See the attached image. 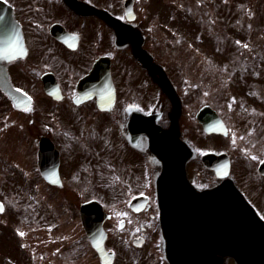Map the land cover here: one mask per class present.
Masks as SVG:
<instances>
[{"label": "flooded vegetation", "instance_id": "af4514ba", "mask_svg": "<svg viewBox=\"0 0 264 264\" xmlns=\"http://www.w3.org/2000/svg\"><path fill=\"white\" fill-rule=\"evenodd\" d=\"M0 1L11 8L25 48L24 57L6 60L1 37L0 65L5 68L11 85L29 95L31 105L38 110L37 118L26 123L32 133L27 137L32 147L33 175L31 179L18 178L16 184L33 186V193L26 197L31 196L34 201V231L46 234L43 243L53 240L70 259H83L88 255L89 242L81 225L79 205L99 193L110 201L128 202L136 196L153 201L156 198L154 179L160 172V164L149 151L147 125L154 122L168 130L173 112L170 99L158 86L160 73H148L139 66L131 53V45L118 46L114 29L97 13L106 12L132 26L133 32H139L144 49L156 64L159 62L145 44L156 42L154 35H159L157 29H162V17L177 22L183 29L184 17L193 15L196 40L207 42L215 55L228 45L225 56L241 63L246 70L249 58L264 60V0ZM126 1L130 3L129 16L133 19L130 22L125 14ZM170 32L176 37L186 34L177 27H172ZM161 42L167 43L163 38ZM101 60L102 65L104 60L109 65L115 89L114 104L108 111L98 110L100 99L93 95L92 88L78 86L80 78L88 73H104L93 71L94 64ZM164 74L180 100V139L184 140L185 136L183 119H195L204 105L224 125V134H211V146L201 153L194 152L196 156L187 163L189 182L198 192L218 185L223 179H217L212 171L204 172L207 169L200 162L201 155L206 151L224 153L229 165L227 178L264 221V71L209 73L208 82L197 75L190 80L185 73ZM204 84L209 89L208 100H205L206 93L204 97L190 99L178 92L184 86L187 92L202 89ZM45 87L57 91L56 98L49 97ZM79 88L89 90L84 93L86 98L75 102ZM0 102L4 118L8 105L5 99ZM140 116L151 121L138 122ZM5 125L0 126V132ZM46 140L58 152L59 180L51 183L44 180L39 169L40 142ZM0 158L9 163L7 153H1ZM51 163L55 167V161ZM14 165V170L20 169L19 164ZM9 166L0 169L8 170ZM90 186L101 191L90 194ZM42 209L49 213L48 224L39 226ZM154 211L157 208L149 204L140 213L122 211L118 218L108 213L110 217L104 223L105 248L116 258L132 253L131 248L136 249L134 242L138 241L141 248L151 246L149 240L154 230L146 223L154 218ZM140 220L145 221L144 225ZM62 223L69 229H55ZM213 255L222 264L231 261L217 248ZM163 264L168 263L163 260Z\"/></svg>", "mask_w": 264, "mask_h": 264}, {"label": "rangeland", "instance_id": "374dc122", "mask_svg": "<svg viewBox=\"0 0 264 264\" xmlns=\"http://www.w3.org/2000/svg\"><path fill=\"white\" fill-rule=\"evenodd\" d=\"M169 1L171 2V0L165 2L168 3ZM166 18L162 17L161 19L162 26L160 27L162 29H157L159 35H154L156 42L151 44L148 41L145 45L154 54L156 61L164 66L167 73H185V75L190 76V80L198 76L206 82L211 76L209 73H245L241 71L243 69L241 63L230 61L225 56V48L228 45L223 46L222 50H219V54L215 55L210 52V46L207 42L196 40L193 15L184 17L183 23H181L184 25L183 29L177 22H169ZM172 27H177L186 34L176 37L170 32ZM160 37L166 40L167 43H162ZM250 53H253V51ZM248 63L259 67L264 65V60L249 58ZM237 67L238 70H236ZM249 69L252 71L255 70V67L250 66ZM194 73H196L195 76ZM182 92L186 98L190 99H194L198 95L204 97L203 93H206L205 99L208 100L209 89L207 84H204L202 89H192L190 92L182 90ZM2 112L0 109V126L4 123L6 125L0 132V154L7 153L10 158L8 163L10 166L8 170L0 169V200H3L6 205L4 213L0 214V264H98V260L91 249L87 251L86 258L70 259V255L67 257L66 251L61 249L53 240L46 244L43 243L42 239L45 238L46 234L35 233V221L32 220L35 206L33 207V202L29 199L24 198V194H22L23 187L14 185L18 178L31 179L33 175L32 158L30 156L32 147H30V141L27 137V134L31 135L32 133L26 126V123L33 116V112L18 116V113L8 107L4 118L2 116L5 114H1ZM23 118L26 120L25 122H23ZM184 121L186 138L190 139L193 147L200 151L206 146H211L209 140L204 139L205 136L201 134L196 121L187 119H184ZM21 135L25 137H20ZM13 158L16 159L15 162ZM14 163L20 165L19 170H14ZM8 164L0 158V168H4ZM32 188L31 185L29 192H32ZM102 203L105 210L113 213L116 218L121 216L122 210L126 211L123 208L125 202L103 201ZM26 216L29 218L24 220L23 218ZM48 218L49 213L42 209L39 226L48 224ZM58 227L69 229V226L65 223L57 225L55 229H59ZM52 235H56L55 232H52ZM159 240H150L152 245L149 244L151 246L144 248L143 255L134 256L137 260L136 264H159L160 248L157 244H154V241ZM20 244L23 246L24 252H21ZM6 259L8 262H6ZM131 262H135V260L133 259ZM119 263H121V257Z\"/></svg>", "mask_w": 264, "mask_h": 264}, {"label": "water", "instance_id": "95a60500", "mask_svg": "<svg viewBox=\"0 0 264 264\" xmlns=\"http://www.w3.org/2000/svg\"><path fill=\"white\" fill-rule=\"evenodd\" d=\"M101 15L115 28L118 43H120L123 40L121 23L108 14L101 13ZM8 27L11 35V31L14 30L11 20L10 23L8 22ZM133 53L136 60L144 68L151 69V59L141 50L140 45L133 46ZM0 87L14 102L19 100V95L12 91L1 76ZM165 92L168 90L165 89ZM168 93L170 94V90ZM199 121L203 124L204 129L209 132L210 122L200 118ZM162 136L158 140V136H153L151 150L163 165L162 173L157 181V191L160 224L167 244L166 251L169 263L217 264L212 256V247L207 245L205 249L198 248L194 244V239L191 238L198 227L199 219L208 226H212L214 220L224 225L225 220H228L226 223L229 226L227 231L231 236V244L229 240L227 247L228 254L238 264H261L259 261L264 258V254L260 253H264V232L263 229L253 228L262 226L264 223L255 215L251 207L229 181H225L214 189L197 193L185 177L184 165L189 157L187 148L177 140L170 142L168 139L164 140ZM204 162L207 166H212L210 157H207ZM225 203H227V207ZM81 211L83 212V226L89 240L101 259L104 260L103 241L105 236L101 230L102 212L100 206L91 201L84 204ZM216 231L221 232L222 230L216 229ZM247 243L250 255L245 254L247 252L243 250ZM259 254L261 255L259 256ZM251 255L254 261L248 263L247 258L244 260L243 256L249 257Z\"/></svg>", "mask_w": 264, "mask_h": 264}]
</instances>
